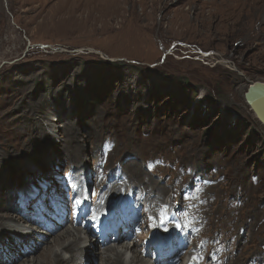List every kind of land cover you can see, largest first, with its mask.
I'll return each instance as SVG.
<instances>
[{
	"label": "rangeland",
	"instance_id": "374dc122",
	"mask_svg": "<svg viewBox=\"0 0 264 264\" xmlns=\"http://www.w3.org/2000/svg\"><path fill=\"white\" fill-rule=\"evenodd\" d=\"M244 1L0 0V182L16 197L12 224L33 220L41 243L61 234L49 236L50 226L67 219L66 228L76 223L101 241L110 234L96 237L86 222L130 202L100 211L94 202L126 183L131 191L122 194L133 193L135 208L148 193L151 201L160 194L158 206L170 208L181 237L189 233L179 226L186 214L188 259L196 239L198 249L210 241L216 256L210 264H264V126L245 99L252 83H264V38L252 44L249 36L264 24H236L248 5L264 0ZM35 126L49 138L40 150L27 144ZM36 150L37 162L25 157ZM58 155L60 163H53ZM50 176L55 185L45 194L52 205L40 213V196L29 204L26 185L43 187ZM84 205L89 211L75 219ZM48 213L52 220L58 213V221L48 223ZM149 231L142 227L138 238ZM136 242L133 251L140 252L144 241ZM29 246L37 245L30 240L24 264L38 262L47 249ZM0 247V260L11 261ZM12 247L18 253L19 244ZM91 251L83 264H100Z\"/></svg>",
	"mask_w": 264,
	"mask_h": 264
},
{
	"label": "bare ground",
	"instance_id": "6f19581e",
	"mask_svg": "<svg viewBox=\"0 0 264 264\" xmlns=\"http://www.w3.org/2000/svg\"><path fill=\"white\" fill-rule=\"evenodd\" d=\"M246 2H247V0L244 1V3H246ZM255 3L256 2H254L251 6L248 5L249 6V14L241 16L242 20H239L240 18L238 19L236 17L237 18L236 24L240 25L241 22L244 21L243 25L246 28H248L249 25L251 23H254V22L256 24H264V3L262 5H256V6H255ZM253 8H254L255 14H253V16L251 18L250 13L252 12ZM233 17H235V15H231L229 17V19H227V21L231 20ZM249 36H250V39L252 41V44L257 43V41L259 39L264 38V30L263 31L255 30L251 34L249 33ZM255 83L256 82L252 83V85ZM260 83H262V82H260ZM246 102H247V100H246ZM247 104H248L249 108L253 111V113L255 114L256 118L264 126V123L257 117L256 112L254 111L253 107L248 102H247ZM52 115H53V117H55V115H57V114L55 112V113H52ZM59 116H60V114H59ZM33 129H34L33 133L30 134V136H32L31 140L29 143H27V142L26 143L28 145H30L29 146L30 148L36 144L40 147L38 149V150H40L44 146V142L46 140L49 142V138L46 135V131L43 130L42 128L35 126ZM71 133L72 132H70V134ZM50 141H52V140H50ZM19 144H15L18 151H21V152L24 151L23 153H25V151L29 149V147H27L28 145L26 144L27 146H26L25 150H21L17 147V145L22 146ZM38 150L34 151L33 156L26 153L25 157L27 159H28V157L29 158L32 157L30 160L32 162H37L36 158L38 157V155H36L35 152H37ZM31 153H33V152H31ZM60 161H61V157H60V155H58L56 159L54 158L53 163L56 162L57 164H59ZM39 162L41 163L42 161L39 160ZM148 164L151 165L152 162H150ZM131 167H132V165H131ZM46 179H47V182L43 187L38 186V183H37V185L36 184H33V185L27 184L26 185L27 192L30 193L31 198H36L35 197L36 195L33 193L36 188H37L36 192L39 191V194L43 193V195H45V193H46L45 191L46 190L49 191V189L51 187H53V185H55L54 178L52 176H50L48 178L45 177L44 180H46ZM97 179L98 180L96 182L99 181L98 176H97ZM76 180H78V179H76ZM51 181H53L52 184H50ZM157 183L166 187V185L163 183H160L158 179H157ZM7 185L8 184H6L4 181L0 182V239L2 240V238H3L4 243L9 242V245L0 244V246H2L4 248V251L10 252V257L12 259H11V261L1 259L0 264H10L8 262H11L12 264H24V262L26 260H27V262H30V260L28 261L30 255H32V253L29 252V248H28L30 240H33L36 242L37 246H35V247L29 246L31 248V250L35 253L39 252L42 249L44 250V248H46V246H47V249L44 250V253H43V256L41 257V259L38 262H32L30 264H83L82 257L85 255V253L88 250H93V251H91V254H93V252L96 255L99 254L98 256H96V255L95 256L99 258V260L101 262L100 264H150V260H146L144 257L148 253L143 252V249L145 248V250H146L148 245H150L148 251H151V249L153 248V251H155V255L157 254L156 260H154V261L157 264H161V260H162V258H164V254L165 255L170 254V256H173L170 259H173V258L179 257L180 254L187 251L186 247H185L184 240L186 237L188 239L191 237L190 229H191L192 225H191V222L189 221V219L187 218L186 214L184 217L183 216L180 217V221L182 222V224H179L180 227L182 226L181 229L183 228V230L186 232L189 231V233H187L185 236L183 235V237H181L182 233L180 236L177 232H173V228L170 227V228H168L167 231L170 232L171 238H167V233L158 232L156 227L153 225L154 222H160L165 218V216H163V217H161V216L163 213V207H165L166 205H165V203H161L162 207L158 206V202H161V201L163 202V200H162L163 197H161V195L158 193H157L158 195L154 196L155 198L152 201L150 200L151 196L149 193H148L149 195L148 194L145 195L146 200L142 197H139L138 200L144 199L141 201H144L145 203L142 204L143 206H141L140 208H135V205H133V204L136 201V199L134 198L133 193H131L129 195H125V196L122 194L123 189H125V187L128 188L127 191H131L130 188L127 186L128 184H126V183L125 184H123V183L117 184L116 183V185H114V186L112 185L111 190L106 192V194H100L99 193L97 196V201L94 202L98 211H100L101 209H104V207H105V210H107L110 203L114 204L112 207L116 208L122 202H125V201H127L126 203H128V201L130 202L129 204L126 205V208L123 207V209L114 210V211H110V209H108L107 211L104 212V213H107L111 217V219H113L115 221V227L117 228V231L115 233H113L115 235V238L112 237L113 234L111 233L113 231V227H110L107 230V232L110 234V236L105 235L106 237H103L101 241L96 240L94 243L93 239L90 238V236L86 235L87 232H85L83 228H79L77 226L78 224H76V223L74 224L72 222V227L66 228L65 226H66V220L67 219H64V221L60 223L61 224L60 227L58 225H55V224L54 225L50 224L51 226L49 229L50 230L49 236L54 237V236L58 235L59 233H61V234H59L56 238H54L53 241L49 240V241L40 243V240L36 239L38 237L35 233V230L33 229V227H30V223H34L33 220L26 221V224H20V223L17 225L12 224L13 216L11 213L16 211V207L14 205L16 197H14V195L12 194L11 188H9L6 191ZM68 188H70V187H68V186L64 187V185H63L62 189H68ZM157 188H160V187H157ZM62 189H60V186H57L55 189L57 192L58 201L65 199V197H61ZM2 191H3V193H2ZM23 191H24V189H23ZM48 191H47V193H48ZM73 193L74 192L70 189L71 199L70 198H67V199L69 201L73 202L71 207L75 208V207H77V205H75L76 203L73 201V198H72ZM120 193L122 195L120 197H118V199H116L114 197L112 200V197L114 195L117 196ZM70 194H69V197H70ZM161 194H162V192H161ZM109 196L111 197V199H110L111 201H108ZM30 202H31V200H29V204H30ZM89 203H90L89 201L86 202V204L88 206H90ZM156 206L160 207L158 212H156V211L154 212V210H151V209H154ZM61 208H62V211L65 212L68 209V204L65 207H61ZM124 209L127 210V214L124 211H122ZM47 210H48V206H47ZM88 211H89V209H86V205H84L82 208V211H81V217L75 218V219H78V220L83 219L84 214H87ZM45 213H47V212H45ZM57 214L54 216L58 221ZM52 216H53V214H52ZM169 218H171L177 226L178 222L176 221V219L174 217H171V216ZM177 218L179 219L178 216H177ZM56 219L52 220L50 218V220H52L53 222H55ZM127 223L129 224L128 228H127ZM90 224H91L90 222H87L85 224V227L86 226L88 227ZM148 224L150 227V231L152 230L151 233L153 236L150 239L146 238L148 236V234H150L149 233L150 231H149L144 238H143V236L145 235L146 232L144 234L142 233V235L138 238L139 234L137 233L136 230H134V228L135 227H139L140 229L142 227L149 228ZM233 227L235 228V226H233ZM15 229H17V231H14ZM121 229H125L126 231H123ZM145 231H146V229H145ZM197 232L199 233L198 229H197ZM17 233H18L19 237L16 236ZM133 238H134V240H133ZM109 239H111V240L108 241ZM130 240H133L135 242H128V243L125 242V241H130ZM194 240H196V239H194ZM194 240H191V242H190L191 247H193V249L191 251L192 257L190 259H188L187 255H186V257L184 259V263L182 262V264H210V263H212L216 256L214 257L211 254V253H214V251L209 254V250H208L209 244L208 243L210 241L206 242L204 244L203 248L198 249V248H196V246L193 245ZM121 241L125 242L127 244L122 243L123 245H119V246H108L107 245V247H106V244H108L109 242L119 243ZM136 241H139V242L144 241L143 244L139 247L141 253L133 251L134 245L138 244ZM166 241H168V243L163 244ZM14 243L19 244V249H17L18 253H15V254H13L12 250H11L13 248L12 244H14ZM223 243H226L225 239L223 240ZM227 244L229 245V243L227 242L226 246H223L222 244L220 245V243H219V245L222 248H225V247L227 248L226 252H225L226 254L230 252L229 251L230 246L228 247ZM82 245H83V247H82ZM97 245H99V246H97ZM100 246H104V248L100 247ZM81 248H84V250L81 251L80 250ZM99 248H101V249H99ZM218 248H220V247H218ZM222 248H221V250H222ZM159 249H161L160 252H158ZM1 250H2V248L0 247V251ZM162 252H164V254ZM129 254H131V255H129ZM142 254H143V256H142ZM172 254H176V255L174 256ZM221 254H222V252H221ZM66 255H68V256H66ZM127 256H128V258H127ZM212 256H213V258L211 259L210 257H212ZM219 260H221V259H219ZM181 261H182V258H181Z\"/></svg>",
	"mask_w": 264,
	"mask_h": 264
},
{
	"label": "water",
	"instance_id": "95a60500",
	"mask_svg": "<svg viewBox=\"0 0 264 264\" xmlns=\"http://www.w3.org/2000/svg\"><path fill=\"white\" fill-rule=\"evenodd\" d=\"M245 98L253 107L257 117L264 123V83L256 82L251 85Z\"/></svg>",
	"mask_w": 264,
	"mask_h": 264
}]
</instances>
